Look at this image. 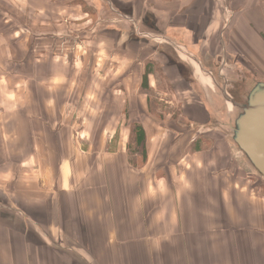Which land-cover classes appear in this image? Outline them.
Listing matches in <instances>:
<instances>
[{
	"label": "crops",
	"instance_id": "0c3cea01",
	"mask_svg": "<svg viewBox=\"0 0 264 264\" xmlns=\"http://www.w3.org/2000/svg\"><path fill=\"white\" fill-rule=\"evenodd\" d=\"M217 1L141 0L139 10L157 13L153 22L161 30L141 28L158 35L146 44L164 72L175 68L196 101L184 102L185 118L206 130L216 120L223 138L210 147H196L205 133L190 138L191 127L161 121L163 100L153 104L157 77L149 69L143 86L146 64L135 81L132 73L122 76L121 86L110 76V100L122 99L110 112L124 120L100 149L70 144L69 124H51L48 104L9 109L0 101V264H264L263 197L246 180L231 146L246 161L221 127L233 111L214 102L221 96L214 85L229 69L235 83L250 73L264 80V0H223L228 16ZM175 58L190 64L191 79ZM135 122L146 133L140 168L131 161L139 156L128 151ZM38 130L51 138L44 159Z\"/></svg>",
	"mask_w": 264,
	"mask_h": 264
},
{
	"label": "rangeland",
	"instance_id": "374dc122",
	"mask_svg": "<svg viewBox=\"0 0 264 264\" xmlns=\"http://www.w3.org/2000/svg\"><path fill=\"white\" fill-rule=\"evenodd\" d=\"M217 2L228 16L230 12L226 7L229 3ZM128 3L129 0H0V101L9 109L30 106L41 110L48 104L54 113L51 124L58 127L62 122L69 124L70 144L75 142L83 150L90 146L100 149L122 117L110 112L115 113V108L122 102L119 96L114 102L110 100V76H113L112 82L119 77L118 82L112 84L121 86L125 81L120 80L122 76L132 73L135 81L139 69L147 65V70L157 77L153 81L157 88L153 93L156 98L153 104L158 106V99L163 100L158 106L163 117L165 115L161 121L173 128L191 127L192 131L187 135L190 138L205 133L206 140L201 144L210 147V140L223 138L216 130V120L209 122L206 130L205 124L185 118L184 102L192 107L195 99L180 82L175 68H168L169 73L164 72L155 60L157 52L149 47L151 44H146V40L156 42L158 35L153 31L144 33L141 28L146 25L161 30L158 20L153 22L157 13L139 14L141 0ZM186 56H190L189 52ZM174 64L184 77L191 79L194 71L189 63L175 58ZM237 77V73L229 69L214 85L216 98L221 95L220 101L215 99L214 102H220L217 104L222 105L223 110L233 111L236 115L242 112L245 103V99L239 97L245 82L235 83L233 79ZM170 84H174L177 93L171 91ZM204 95L209 96L208 93ZM32 117L47 118L45 115ZM179 132L181 135L177 138H182L184 131L179 129ZM54 133L61 137L66 131ZM38 134L40 147L37 150L44 159L51 138H46L41 130ZM124 138L123 135L122 141ZM231 151L245 169L246 180L257 188L264 203V178L248 162L245 163L232 146ZM203 197H208L207 193ZM41 230L44 235L45 230Z\"/></svg>",
	"mask_w": 264,
	"mask_h": 264
},
{
	"label": "water",
	"instance_id": "95a60500",
	"mask_svg": "<svg viewBox=\"0 0 264 264\" xmlns=\"http://www.w3.org/2000/svg\"><path fill=\"white\" fill-rule=\"evenodd\" d=\"M242 91V112L230 114L221 127L246 163L264 178V80L251 75Z\"/></svg>",
	"mask_w": 264,
	"mask_h": 264
},
{
	"label": "trees",
	"instance_id": "16d2710c",
	"mask_svg": "<svg viewBox=\"0 0 264 264\" xmlns=\"http://www.w3.org/2000/svg\"><path fill=\"white\" fill-rule=\"evenodd\" d=\"M148 73L149 71L147 70V73L145 72L144 77H143V86L145 87L148 84L147 83L148 76H149ZM205 140L206 139H204L203 137H201L198 140L199 143L197 142L198 144L196 146L198 147V150L202 148V144L200 142H203ZM145 143H146V133H145L143 126L140 123H136V122L132 123L131 136H130V141L128 144V151L131 157L132 155L139 156L140 160L137 163H134L135 161L131 158V161L133 162V164L139 168L144 166V164L146 163V159H147Z\"/></svg>",
	"mask_w": 264,
	"mask_h": 264
}]
</instances>
